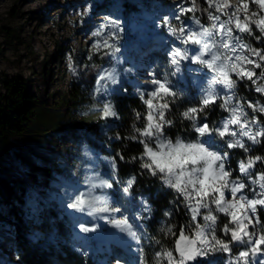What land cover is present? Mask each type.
I'll return each mask as SVG.
<instances>
[{
    "label": "trees",
    "instance_id": "trees-1",
    "mask_svg": "<svg viewBox=\"0 0 264 264\" xmlns=\"http://www.w3.org/2000/svg\"><path fill=\"white\" fill-rule=\"evenodd\" d=\"M118 1L122 6L120 12L124 27H128L142 11L131 0H101L104 8H110ZM187 1L194 9L187 18L205 22L211 12L206 1ZM245 2L251 14L257 13L254 18L264 17V11L253 0ZM238 4L242 5L241 0ZM229 7L234 6L230 4ZM249 24L254 33L250 46L264 51V42H257L262 39L260 31L254 23ZM47 61L39 67V90L34 89L33 79L18 74H0V242L9 240L7 246L19 264H100L103 258L98 248L80 253L66 241V238L76 239L73 235L76 227L93 229L91 232L98 239L126 248L127 242L113 229L107 232V228H94L97 222L105 221L109 225L111 212L90 215L88 207L77 211L68 206L77 195L91 193V196L101 198L97 207H113L117 195L114 184L100 172V157L103 156L111 162L119 181L127 185L132 182L129 193L134 199L146 196L150 205L147 230L159 247L173 251L179 229L187 227L191 231L194 227L187 216L184 201L172 188L165 186L159 174L152 175L142 166L147 157L142 156L144 147L138 142L141 138L132 137L137 135V128H143L147 123L144 117L149 109L145 100L149 97L134 92V67L125 62L124 67L120 64L118 68H112L106 51L91 69L71 73L69 91L60 102L46 104ZM107 69L112 70L113 76H110L107 86L100 87L97 81ZM237 85V99L246 100L254 95L243 82ZM94 98L100 99L103 106L100 110L111 105L116 114L93 119L87 116L85 112L92 110ZM177 102L169 100L170 107L165 116L171 124L164 127L165 137L173 143L178 138L181 141L196 139L190 120L183 115L188 102ZM45 110H51L57 119L43 122ZM222 113L221 107L215 104L196 115L207 118L212 127ZM63 133L74 136L72 142L84 138L83 154L73 157L71 162L68 161L71 154L58 151L54 145ZM259 141L254 146L247 145V151L244 148L232 149L227 154L229 165L226 164V168L229 167L232 177L245 178L238 171L239 162L247 163L249 157L264 158V137ZM85 162L89 168L84 167ZM74 163L81 171L87 169L80 182L72 181ZM261 170H264V162L257 161L249 172L255 178ZM57 179L56 186L54 182ZM102 182L110 187L102 186ZM61 185H64L62 191ZM258 215L264 223V209L259 208ZM217 224V230H221L227 221L219 219ZM224 239L230 240L228 237ZM86 240L92 244L91 240Z\"/></svg>",
    "mask_w": 264,
    "mask_h": 264
},
{
    "label": "rangeland",
    "instance_id": "rangeland-1",
    "mask_svg": "<svg viewBox=\"0 0 264 264\" xmlns=\"http://www.w3.org/2000/svg\"><path fill=\"white\" fill-rule=\"evenodd\" d=\"M205 1L207 3V0ZM131 2L138 6L142 13L128 27H124L122 12H120L122 6L119 1L110 8H104L105 4L101 0H0V74L3 76L18 74L24 78L33 79L34 89L39 90L41 89V83L37 79L39 67L47 59L46 66L49 74L45 79L44 100L46 104L58 103L69 91L71 73L91 69L90 67L99 61L100 55L108 51L112 68H118L120 64L124 67L125 62H130L134 67L133 88L136 94H147L154 90L156 88V85L152 83L154 79L161 81L167 79L172 91L176 94L165 97L166 100L175 103H178V100H186L188 102L186 111L189 108L199 107L201 99L207 94L205 90L212 74L208 72L207 68L198 63H192L191 59H188L180 62V71L173 75L175 69L170 63V58L174 49L183 50L187 47L189 56L194 54V50H198L195 45L181 43L180 29L199 31L201 26L209 27L212 23L208 18L209 14L206 16L205 22L199 21L197 24V21L187 18L192 11H185L181 14V9L192 8L187 0H131ZM220 3H223V0H220ZM230 4L234 7L226 8V13L230 14L239 7L241 20L245 15L251 16L248 10L245 13L242 5L238 4V0H228V5L230 6ZM211 13L219 15L221 20L228 19V15L217 12L215 7L211 8ZM252 19L256 20L254 17ZM165 20L168 21L167 24L164 23ZM248 26L251 28L250 24ZM230 27L233 28L234 35L241 36L243 43L250 45V38L254 36L253 30L252 35H249L246 32L240 33L235 29L234 24ZM172 28L177 30L176 33L171 31ZM259 41L264 42V37L257 40V42ZM247 67L251 68V65H247ZM111 71L107 69L101 73V76L106 78L100 80V87L107 86L109 81L107 77L113 76ZM259 71L260 69H255L257 75L260 73ZM240 82H243L245 88L247 90L250 88L254 94L246 101L236 98L237 84L231 90H225L221 85H214V87L221 96L232 97L230 107L239 104L246 113V117L243 119L250 122L255 117L257 123L249 124L251 133L264 132V113L247 107L249 104L264 107V93L255 90L258 85L264 84V80H257L256 84H253L245 78L237 81V83ZM153 103L157 104L158 102L154 100ZM221 103L223 101L217 99L216 103L209 106L215 104L220 106ZM91 105L92 110L85 112L87 116L92 119L103 116L104 110H100L103 107L100 99L94 98ZM222 111L223 113L219 115L212 128L218 129L227 119H230L229 112L224 109ZM55 119L57 116L51 110H45L42 114V121L45 123ZM189 120L195 133H197L195 131L197 126L205 122L208 123L204 116L200 118L196 115L195 121ZM229 129L236 131L237 135L235 137L227 135L220 137L214 132L211 143L220 152L228 154L232 149H242L228 147V142L235 139H240L245 147L256 145L248 137L240 136L238 126L230 125ZM73 138L74 136L63 133L54 142L58 151L65 152L67 155L71 154L68 158L69 162L73 157L78 158L82 155V149L85 148L83 137L79 138L77 142H72ZM260 138L262 136L257 137L258 140ZM186 143H190V141ZM100 161L111 164L108 158L103 156L100 157ZM225 163L229 165L227 159ZM239 164L240 162L238 163L240 173ZM73 167L75 170H73L72 181L80 182V178L84 176L87 169L81 171L76 163L73 164ZM84 167L89 168L86 162ZM228 168L226 169L229 170ZM229 171L231 172V170ZM244 177V179L239 177L242 181L248 182L244 194L250 198H258L253 197V190L260 191L258 185L251 184L248 176ZM58 182L59 179L54 182L55 185H58ZM123 185L125 188L129 187L127 184ZM63 188L64 185H61V191ZM174 192L177 197H180L176 191ZM127 193L129 194L128 191ZM116 195L117 198L112 208H119L120 211L111 212L109 225H106L105 221L99 222V225L103 228L107 227V232L108 229H113L127 242L126 248H119L117 244H111L104 239L100 240L94 233L82 231V228L78 230V235L83 238L82 240L66 238V241L73 248L76 247V251L80 253L83 251L92 252L98 248L103 258L100 264H157V254L165 249L158 246V242L147 230L146 221L149 219L150 205L146 196L142 195L137 199L133 197L131 199L122 196L118 190H116ZM227 195L230 194L226 193ZM259 208L264 209L258 205L257 211ZM214 215L218 217L217 222L221 219L228 223V216L220 213H214ZM187 216L193 225L188 210ZM125 219L130 226V231L135 233V237L129 234V228L112 223L113 220ZM198 222L203 223L202 220H198ZM217 222L215 235L228 242L224 238L228 237L231 240L230 234L217 230ZM259 227L257 226V231ZM249 231H253V229L249 228ZM87 238L91 240L92 247H90L91 243L87 242ZM8 243L7 239L0 242V264H19L14 252L7 246ZM229 247L231 252L216 251L206 258L198 257L190 264H209V262L211 264H233V261L235 264H243L237 258L239 252L246 250L248 245L229 244ZM261 260H264V245L260 246V252L256 255L250 254L247 257V264H260ZM159 264H167V260L160 259Z\"/></svg>",
    "mask_w": 264,
    "mask_h": 264
},
{
    "label": "snow or ice",
    "instance_id": "snow-or-ice-1",
    "mask_svg": "<svg viewBox=\"0 0 264 264\" xmlns=\"http://www.w3.org/2000/svg\"><path fill=\"white\" fill-rule=\"evenodd\" d=\"M207 3L209 9L215 7L217 12L228 15V19L221 20L219 15L209 12L208 18L212 22L209 27L201 26L199 31H185L181 28V43L195 45L198 50L189 56L187 47L183 50L174 49L171 53L170 63L175 69L173 75L180 71V62L188 59H191L192 63H198L207 68L208 72L212 74L205 90L207 94L201 99L199 107L189 108L183 113L185 118L195 121L197 113L202 112L209 105L216 103L217 99H220L223 101L220 107L229 112L230 119H227L218 129L209 127L207 122L200 124L195 128V131L201 139L195 142L184 143L178 138L173 143L164 135V127L171 124V121L167 120L165 116L170 107V103L165 97L174 96L176 93L172 91L167 79L164 81L154 79L152 83L156 85V88L147 93L149 98L145 100L149 109L144 117L147 123L143 128H137V135L132 137L133 139L141 138L138 142L144 147L142 156L147 157L142 166L148 169L152 175L159 174L166 186L172 188L183 198L194 226V230L191 231L187 227L179 229L174 250H164L158 253L157 264L160 259L167 260V264H190L198 257L206 258L216 251L231 252L229 244L248 245L246 250L239 252L237 258L243 264H247V257L250 254L256 255L260 252V246L264 245V223L261 222L257 211L258 205L264 207V170L256 173L255 178L249 172V169L253 168L257 161L264 162V158L249 157L247 163L241 161L239 164L241 175L248 176L251 184L258 185L260 189L259 192L253 190V197L258 198H250L244 194L248 182L242 181L239 177L231 178L232 173L225 168L227 153L220 152L211 143L213 132L220 137L226 135L235 137L237 132L230 131V125L238 126L240 136L248 137L253 143H259L257 137L264 136V132L251 133L249 124L257 123L255 117L250 122L243 119L246 117V113L239 104L230 107L232 97L221 96L214 87V85H221L223 89L231 90L236 87L237 81L240 79L246 78L253 84H256L257 80H264V51L243 43L241 36L234 35L233 28L230 27L234 24L235 29L240 33L246 32L252 35V29L248 25L254 23L261 36L264 37V17L253 20L252 17H256L257 13L252 12L251 16L245 15L241 20L239 7L230 14L225 12V9L229 7L228 0H223V3H220V0H207ZM253 3L257 4L261 11H264V0H253ZM241 4L247 13L248 4L245 0H241ZM193 10L192 8L181 9V14ZM164 23L167 24L168 21L165 20ZM197 24H199L198 20ZM171 31L176 33L177 30L172 28ZM105 43L107 44V42ZM247 65H251V68ZM255 69H261L258 75ZM105 78V76H101L100 80ZM107 78L111 79L112 77ZM255 90L264 93V84L258 85ZM154 100L158 103L154 104ZM247 107L264 113V107L252 104ZM115 114L111 105H105L104 116H114ZM206 136L209 139H202ZM228 147H240L245 151L248 150L240 139L229 141ZM131 183L129 181V186ZM102 186L110 187V185H104V182H102ZM124 191L127 192L128 188H125ZM226 193L230 195L226 196ZM86 196L91 198L85 199ZM100 202V197L91 196V193H81L68 206L77 211H83L85 207H88L91 209L90 215L96 212L120 211L119 208H109L108 206L97 207L96 205ZM214 213L229 217L228 223L221 231L230 234V241L225 242L215 235L218 217ZM198 220H202L203 223H199ZM112 223L129 228V234L135 237V233L130 231L126 219L113 220ZM257 226H260L258 231L256 230ZM249 228H252L253 231H249ZM92 230L82 227V231ZM260 264H264V260H261Z\"/></svg>",
    "mask_w": 264,
    "mask_h": 264
},
{
    "label": "bare ground",
    "instance_id": "bare-ground-1",
    "mask_svg": "<svg viewBox=\"0 0 264 264\" xmlns=\"http://www.w3.org/2000/svg\"><path fill=\"white\" fill-rule=\"evenodd\" d=\"M194 53H195V50H194ZM213 138H214V135L212 133L211 141H213ZM204 139L207 140V139H209V137L206 136V137H204ZM188 141H190V140H188ZM188 141L186 140V141H184V143H186ZM101 162H102V164H101L100 172L105 175V177L107 178L108 181H110L114 184L115 190H118L122 194V196H127V197L132 199V196L130 195V193L128 194L127 192L124 191L125 186L123 185V183L121 181H119L117 179L113 168L111 166H109L106 161H101ZM82 178H80V179L82 180ZM166 187L168 188V186H166ZM128 192H129V190H128ZM180 198H182V197H180ZM182 200H183V198H182ZM97 227L103 228L99 225V222H97V224H95V226H94L95 229H97ZM76 230H79V228H77ZM73 233H74L73 235H75L76 231L73 230ZM78 236L76 235V237H78ZM82 236H84V234H82Z\"/></svg>",
    "mask_w": 264,
    "mask_h": 264
},
{
    "label": "built area",
    "instance_id": "built-area-1",
    "mask_svg": "<svg viewBox=\"0 0 264 264\" xmlns=\"http://www.w3.org/2000/svg\"><path fill=\"white\" fill-rule=\"evenodd\" d=\"M260 71H261V69H260ZM260 71H259V72H260ZM245 101H246V100H245ZM190 141H191V140H190ZM191 142H193V141H191ZM181 199H182V198H181ZM186 212H187V210H186Z\"/></svg>",
    "mask_w": 264,
    "mask_h": 264
}]
</instances>
